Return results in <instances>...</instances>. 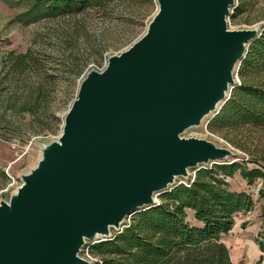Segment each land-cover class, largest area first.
<instances>
[{"label": "water", "instance_id": "1", "mask_svg": "<svg viewBox=\"0 0 264 264\" xmlns=\"http://www.w3.org/2000/svg\"><path fill=\"white\" fill-rule=\"evenodd\" d=\"M147 32L92 70L61 135L0 204V264H89L85 240L110 238L178 177L233 156L184 133L217 114L260 36L233 30L235 0H157Z\"/></svg>", "mask_w": 264, "mask_h": 264}, {"label": "rangeland", "instance_id": "2", "mask_svg": "<svg viewBox=\"0 0 264 264\" xmlns=\"http://www.w3.org/2000/svg\"><path fill=\"white\" fill-rule=\"evenodd\" d=\"M246 1L245 10L234 16L239 5L235 0L228 26L233 30L256 28L261 33L264 0ZM24 10V5L15 0H0V204L10 201L23 184V177L38 167L44 147L58 141L66 112L84 78L92 70L105 68L111 56L127 50L147 32L158 12V1L113 0L83 13L34 24L19 22L18 15ZM27 53L32 54V60L20 65L14 62L17 56ZM239 84L240 79L231 92ZM215 115L206 116L184 137L231 150L234 155L222 163L238 161L249 169L260 167L264 162V127L250 125L221 136L208 130ZM211 166L208 163L190 168L188 175L176 178L170 188L192 183L198 170ZM227 181L232 191H245L254 200L252 210L236 216L235 227L223 239L231 260L234 264H264V200L259 196L262 183L256 180L250 186L240 172ZM163 194L157 195L158 203ZM187 213V220L195 223L193 212ZM131 218L127 217L119 229H111V236ZM102 239L85 240L80 255L86 256L89 249L90 256L98 260L90 247Z\"/></svg>", "mask_w": 264, "mask_h": 264}, {"label": "trees", "instance_id": "3", "mask_svg": "<svg viewBox=\"0 0 264 264\" xmlns=\"http://www.w3.org/2000/svg\"><path fill=\"white\" fill-rule=\"evenodd\" d=\"M112 1L15 0V3L25 9L18 15L19 22L34 24L83 13ZM238 2L234 16L242 13L247 3ZM31 57V53L21 54L14 62L24 64ZM238 76L240 84L208 124L213 134L225 136L228 131L250 125L264 127V28L250 45ZM238 172L250 186L256 180L261 181L259 196L264 200V162L252 169L238 161L202 168L192 183L177 185L161 195L160 203L134 214L121 231L93 244L91 251L101 259L96 264H234L223 236L235 227L236 216L250 212L254 206L250 194L230 189L227 179ZM188 210L193 212L195 223L187 220Z\"/></svg>", "mask_w": 264, "mask_h": 264}, {"label": "built area", "instance_id": "4", "mask_svg": "<svg viewBox=\"0 0 264 264\" xmlns=\"http://www.w3.org/2000/svg\"><path fill=\"white\" fill-rule=\"evenodd\" d=\"M82 259L86 260L89 262V264H96V263H101V259L99 258L98 260L94 259L92 256L89 254V249L86 252V256L79 255Z\"/></svg>", "mask_w": 264, "mask_h": 264}, {"label": "crops", "instance_id": "5", "mask_svg": "<svg viewBox=\"0 0 264 264\" xmlns=\"http://www.w3.org/2000/svg\"><path fill=\"white\" fill-rule=\"evenodd\" d=\"M227 235H225V236H223V239H224V237H226Z\"/></svg>", "mask_w": 264, "mask_h": 264}, {"label": "bare ground", "instance_id": "6", "mask_svg": "<svg viewBox=\"0 0 264 264\" xmlns=\"http://www.w3.org/2000/svg\"><path fill=\"white\" fill-rule=\"evenodd\" d=\"M59 140V139H58Z\"/></svg>", "mask_w": 264, "mask_h": 264}]
</instances>
